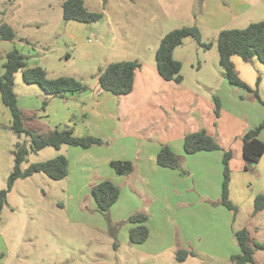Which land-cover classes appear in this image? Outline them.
Returning <instances> with one entry per match:
<instances>
[{
  "label": "rangeland",
  "instance_id": "1",
  "mask_svg": "<svg viewBox=\"0 0 264 264\" xmlns=\"http://www.w3.org/2000/svg\"><path fill=\"white\" fill-rule=\"evenodd\" d=\"M64 1L0 0V15L16 32L12 41L0 39V75L6 54L16 48L29 64L46 69L48 77L71 76L87 84L90 90L82 95L89 97L82 104L105 112L93 99L100 70L122 60H138L142 66L130 94L110 92L112 97L104 101L107 112H116L119 131L103 137L108 144L90 148L48 146L33 152L30 136H18L10 128L11 112L0 93V189L7 186L13 170L17 142H25L29 149L22 170L60 154L70 161L63 179L37 172L16 181L0 216V264H233L231 256L241 252L236 231L246 227L251 244L264 243V211L254 214V200L264 193V155L246 170L242 151L245 131L264 121V65L258 57L244 61L236 55L239 76L252 91L236 87L219 63L217 42L223 29L264 20V0H85L89 11L103 13L98 25L66 21ZM100 23L108 24V34L95 27ZM193 25L211 46L186 37L174 51L182 63L183 81L163 79L156 67L161 39L172 29ZM92 34L98 41H89ZM15 91L28 128L44 133L57 127L55 113L44 112L45 91L39 84L21 77ZM72 120L70 127H75L77 120ZM86 124L90 126V121ZM201 129L233 149L230 198L238 206L235 219L219 203L223 153L213 160L218 153L188 155L184 150L185 135ZM260 137L264 141V129ZM139 142L145 154L149 148L170 145L183 156L185 173L177 182L165 175L143 179L137 171L116 173L110 162L120 156L137 161ZM105 179L121 189L108 213L98 209L91 192ZM137 212L148 215L149 237L133 244L129 239L133 224L127 219ZM180 249L195 255L179 261ZM254 258L264 264V248H256Z\"/></svg>",
  "mask_w": 264,
  "mask_h": 264
},
{
  "label": "trees",
  "instance_id": "2",
  "mask_svg": "<svg viewBox=\"0 0 264 264\" xmlns=\"http://www.w3.org/2000/svg\"><path fill=\"white\" fill-rule=\"evenodd\" d=\"M106 1V0H104ZM65 20H75L86 24H93L103 18V13L89 11L85 7V0H65L62 4ZM16 37L14 28L5 21H0V39L12 41ZM186 37H193L201 45L209 48L211 43L202 41V34L197 25L183 26L169 31L161 39L156 50V67L160 76L167 81L181 83L184 79L181 70L182 63L174 58L176 47L181 45ZM219 63L224 70L226 79L230 84L252 91L251 87L242 80L235 67L232 57L240 56L244 61L258 59L264 65V20L252 22L244 28L223 29L218 34ZM142 66L138 60H122L109 63L101 69L97 75L98 84L102 90L121 96L130 94L134 89L136 71ZM4 71L0 75V93L2 101L11 112L12 122L10 128L15 134H26L31 138V150L39 152L45 147L52 146L60 149L63 145L80 146L90 148L94 145H105L109 140L94 135L78 136L71 127H56L47 132L32 131L26 126L24 109L18 103V95L15 91V73L22 71L23 79L28 84H39L49 96H64L67 92H85L89 89L87 84L71 76L48 77L46 69L41 66H29L27 57L18 49H13L6 54L3 65ZM255 91V90H254ZM256 97L260 99L258 89ZM216 114L220 116L221 103L216 96ZM44 107L47 100L43 102ZM32 119V117H29ZM264 129V121L258 126L248 129L242 136L243 155L245 169L249 170L264 155V141L260 138ZM183 147L187 154L200 151L223 152V182L219 203L233 212L234 219L238 213V206L230 198L231 161L234 153L232 149H225L220 142L206 129L192 131L185 135ZM14 155V167L7 179V186L0 189V216L8 201V195L18 179H25L34 173L43 172L50 178L60 180L69 174V159L60 154L54 158L33 162L22 170L21 165L26 161L29 149L25 142H17L12 150ZM157 163L161 167L180 170L183 169V156L177 154L169 145H163L157 153ZM111 167L120 175L130 174L135 169L132 160L114 159ZM92 195L103 213H108L112 206L118 202L121 194L120 187L111 180L105 179L92 187ZM264 211V193H259L254 200V214ZM128 222L133 224L129 232L130 242L143 243L149 237L147 226L148 215L144 212L132 214ZM236 237L241 252L231 256L233 264H258L254 254L256 248H264V243L254 241L250 243V235L246 227L236 231ZM188 255H195L189 250H178L177 259L185 261Z\"/></svg>",
  "mask_w": 264,
  "mask_h": 264
},
{
  "label": "crops",
  "instance_id": "3",
  "mask_svg": "<svg viewBox=\"0 0 264 264\" xmlns=\"http://www.w3.org/2000/svg\"><path fill=\"white\" fill-rule=\"evenodd\" d=\"M0 21H5L1 17V15H0ZM68 21H70V20H68ZM5 22H7V21H5ZM7 23H9L14 28V26L10 22H7ZM80 23H83V22H80ZM36 25H37V27H41V25L38 23H36ZM97 25L95 27L101 33L108 34L110 32V28H109L108 24L100 23L99 27H97ZM67 26H68V23L66 22V24H65L66 29H67ZM26 41L30 42V40H28V39ZM235 56L232 57V60L235 64V67L240 66L239 61L235 60ZM28 65L29 66H38V64H36V63H32V64L28 63ZM21 77H23V74H22V71L19 70L15 73V81L18 82V80ZM134 87H135V84H134ZM88 90H90V89H88ZM94 90L97 91V97L93 96V99L96 100L98 105L103 106V109L105 110V112H101L100 107H99L98 111L97 110L94 111V110L88 109L86 107V105L82 104V102H86L85 100H87L89 97V96H83L82 95L83 92H81V93H79V92H67L64 96H54V95L49 96L45 93V97L43 98V100L44 101L47 100V106H46L47 109L44 112H51L50 114L55 113L54 115L58 119L55 124L57 125V127H60V128L70 127L71 126L70 123L73 121L72 119L75 117L77 120L76 126L71 127V128H73L74 133L78 136L94 135V136H98L101 138H103V137L109 138L110 137L109 133L113 134V133H117L119 131V128L117 127V114H116V112H113L112 110H109V112H107L108 110L105 108L106 105H105L104 101L109 100L112 96L109 94L110 93L109 91L102 90L101 87L99 86V84H97V86L94 87ZM92 93H94V92H92ZM76 95H78L79 99L75 98ZM25 100H28V99L25 98ZM18 103L21 104V97L19 95H18ZM29 104L30 103H28V105ZM28 105H25L24 108H26ZM89 121H90V126L86 124ZM11 122H12V116H11L10 124H11ZM79 122L81 123V125L79 124ZM83 128H86V129H83ZM91 128L93 131H90ZM105 128L107 130H105ZM83 130H88L87 132H90V134L84 133ZM106 133H108V134H106ZM140 143L141 142H139V144H138L139 147L137 148L138 155H137V157H135V159L137 161H134V164H135L134 172L137 171L138 176L143 178V179H146L147 177L150 178L151 177L150 175H154V176L165 175V176L172 178V180L173 179L176 180L175 182H177L180 175L182 174L181 171H179V170L176 171L174 169L172 170V168L161 167L157 163V153L161 149L162 146L158 150L156 147H154L153 148L154 151H150L149 150L150 148H149L146 150L147 154H145L144 149L140 147ZM145 144H143V145H145ZM222 147L225 149H232L230 147H224V146H222ZM242 151H243V144H242ZM200 152L218 153V154H215L216 156H213V158H210L213 160L214 159L217 160L219 155H222V153H223L220 150L200 151ZM196 153H199V152H196ZM188 155H190V154H188ZM243 157H244V155H243ZM233 158H234V156H233ZM117 159L126 160V159H130V157H121L120 156V157H117ZM232 161H233V159H232ZM232 161H231V166H232ZM106 162L108 163V160ZM69 167H70V161H69ZM163 169H167V170H163ZM141 175L144 177H142ZM101 178H105V177H101ZM201 182H203V181H201Z\"/></svg>",
  "mask_w": 264,
  "mask_h": 264
},
{
  "label": "built area",
  "instance_id": "4",
  "mask_svg": "<svg viewBox=\"0 0 264 264\" xmlns=\"http://www.w3.org/2000/svg\"><path fill=\"white\" fill-rule=\"evenodd\" d=\"M92 40H94V41H98V39L95 38V35H94V34H92V35L89 37V41H92Z\"/></svg>",
  "mask_w": 264,
  "mask_h": 264
},
{
  "label": "water",
  "instance_id": "5",
  "mask_svg": "<svg viewBox=\"0 0 264 264\" xmlns=\"http://www.w3.org/2000/svg\"><path fill=\"white\" fill-rule=\"evenodd\" d=\"M96 24H98L99 22L97 21V22H95ZM96 26V25H95Z\"/></svg>",
  "mask_w": 264,
  "mask_h": 264
}]
</instances>
